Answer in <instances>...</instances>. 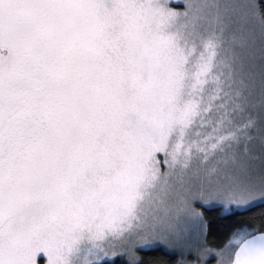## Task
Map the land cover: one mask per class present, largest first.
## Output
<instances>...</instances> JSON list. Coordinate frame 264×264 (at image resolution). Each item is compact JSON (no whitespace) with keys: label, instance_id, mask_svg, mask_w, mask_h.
Listing matches in <instances>:
<instances>
[{"label":"snow or ice","instance_id":"1","mask_svg":"<svg viewBox=\"0 0 264 264\" xmlns=\"http://www.w3.org/2000/svg\"><path fill=\"white\" fill-rule=\"evenodd\" d=\"M213 261L264 264V0H0V264Z\"/></svg>","mask_w":264,"mask_h":264},{"label":"trees","instance_id":"2","mask_svg":"<svg viewBox=\"0 0 264 264\" xmlns=\"http://www.w3.org/2000/svg\"><path fill=\"white\" fill-rule=\"evenodd\" d=\"M253 211L258 212L259 209H254ZM206 214L208 215L209 221L212 225L210 231L211 235H209V243L210 244H217L223 238L222 235L217 231V225L220 223H227V221H223L222 217V209L220 208H206ZM251 214V213H249ZM143 255V253H142Z\"/></svg>","mask_w":264,"mask_h":264},{"label":"rangeland","instance_id":"3","mask_svg":"<svg viewBox=\"0 0 264 264\" xmlns=\"http://www.w3.org/2000/svg\"><path fill=\"white\" fill-rule=\"evenodd\" d=\"M212 264H214V261L212 262Z\"/></svg>","mask_w":264,"mask_h":264}]
</instances>
